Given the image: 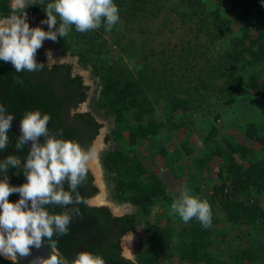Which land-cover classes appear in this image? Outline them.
<instances>
[{
	"label": "trees",
	"instance_id": "trees-1",
	"mask_svg": "<svg viewBox=\"0 0 264 264\" xmlns=\"http://www.w3.org/2000/svg\"><path fill=\"white\" fill-rule=\"evenodd\" d=\"M185 1L195 9L203 6L206 1H211L214 4L212 12L214 22L227 30L231 29L228 15L235 13L241 24L242 32L241 35L233 38L232 48L225 54L230 63L217 67V77L223 78L224 81L221 88L224 104L225 107H233L239 102L241 96L248 91H253L255 96L247 99L256 107L261 105L263 103L261 100L264 99V86L260 84L259 73L264 67V0ZM52 2L54 0H29V7L24 11L34 15L45 11L47 4ZM143 2L146 0H132V3H138L135 7H139ZM14 14H17V10L11 6L10 0H0V18H8ZM250 17L261 23L259 33L254 37L251 31L252 26L248 25ZM57 19L59 22V17ZM46 28L48 30L47 25ZM71 30L75 31V27L72 26ZM72 37L75 38L74 41L71 40ZM93 38L86 35L76 36L74 32H69L63 38L58 37L56 44L62 54L66 55L72 51L73 45L78 43L77 55L80 62L86 67L92 66L95 72L102 75L103 89L98 104L100 108L106 110L107 115L113 116L117 122L121 123V129L114 130V134L118 137L116 139L124 144L120 150L116 148L103 152L102 165L109 179L117 182L116 194L120 200L134 204L137 209L116 216L108 206L81 204L79 207L82 218L73 219L68 235L53 239L58 240L59 251L69 260L73 259L78 252L88 251L102 256L107 264H160L161 252L166 254V257H170L168 250L171 237L169 234H163L162 238L158 237L160 228L149 222L147 217L152 211L153 200L157 195L165 194L164 185L157 178H147L146 171L140 162L129 156V153L137 147L140 139L157 137L166 132V128L148 116L153 107L148 96L140 88L141 85L132 77L123 82L115 76L114 70H109L112 66L109 60L103 59L99 54L96 57L90 45ZM36 61L44 64L42 70L16 73L10 62L0 60V104H3L8 113L19 121L26 111L40 110L42 114H50L51 120L48 127L52 134L59 136L62 130L60 138L76 141L85 149L92 147L103 126L91 112L77 111L79 106L87 101L90 87L84 83L81 75L73 73L71 64L50 65L41 48L37 50ZM17 77L23 80L22 85L16 83ZM244 98L241 99L242 103ZM176 105L175 108L182 106V112L188 110L184 100H180ZM223 114L225 111L216 114L214 121H219ZM239 128L245 138L258 142L264 153V134L262 136L260 134L261 131L264 133V109L251 120H245ZM123 131L129 132L128 140H125ZM217 133L218 130L214 126L207 138L215 141ZM8 136L10 144L4 150H0V160L8 155H16L23 163L28 154L27 147L24 146L23 149L17 150L18 138L11 131L8 132ZM109 139L108 137L106 141ZM40 142L43 143V138ZM249 151L246 144L230 136H227L224 142L215 148V156H226L224 173L227 175H219L221 184L216 186L214 197L216 201H220L223 212L226 213L228 221L233 226L247 225L250 227L249 231L257 232L260 229L264 230V158L256 162L250 161ZM237 156H240L242 162ZM7 176L11 185H22L25 180L22 165L20 168L10 167ZM2 179L4 175L0 174V180ZM64 187L68 190L67 183ZM243 190H247L253 199L258 198V201L247 203L240 199L239 196ZM78 191L88 202L99 193V188L95 185L94 176L90 170L87 181ZM121 193H125L126 196L123 198ZM19 198V194L14 193L9 196V201L16 202ZM71 207L69 206V210ZM48 210L60 213L65 209L59 206H49ZM216 214L212 208V219ZM141 227L145 232H150V246L140 252L137 261H133L123 256L121 239ZM191 234L194 239L195 251L192 255L194 258L191 260L190 255L184 258L190 259L191 264L195 262L205 264L209 260L207 258L211 257L209 253L211 242L208 240L211 233L208 228L196 221ZM48 251L50 253L51 249L48 248ZM211 258L217 261V264H223V261L227 264H264V243L254 248L237 251L229 260L213 254ZM0 264H13V262L0 256ZM17 264H21L20 257H18Z\"/></svg>",
	"mask_w": 264,
	"mask_h": 264
},
{
	"label": "rangeland",
	"instance_id": "rangeland-1",
	"mask_svg": "<svg viewBox=\"0 0 264 264\" xmlns=\"http://www.w3.org/2000/svg\"><path fill=\"white\" fill-rule=\"evenodd\" d=\"M27 3L29 5V0ZM114 3L118 6L120 19L111 31H105L102 25L96 30L85 33L76 30L69 32H74L76 36L94 37L90 45L96 57L99 54L103 59L109 60L112 64L109 70H114L115 76L123 82L132 77L141 85L140 88L148 96L153 107L148 116L164 125L168 137L173 139V143L178 142L179 147L182 148L183 141L180 140L183 139L182 137L195 144L187 147L189 143L187 141L186 146L183 147L184 151L189 149L194 152L197 147L206 146L210 142L208 138L206 142L199 139L204 126L217 128V140L212 141L213 158L212 163L210 162L212 177L216 181L214 190L221 184L219 175H227L224 173L226 156H215V148L223 143L227 136L235 137L242 144H247L250 149L248 156L250 161L256 162L263 159L264 153L261 150V145L252 140L250 143L245 142V138L240 132L239 126L245 121L246 115L238 121H232L230 115H224L219 121H214L216 114L225 107L221 92L224 81L223 78L217 77V67L230 63L225 54L232 48L233 38L241 35L242 32L241 24L235 13L228 15L231 29L227 30L214 22L212 13L214 4L211 1H206L203 6H198L196 9L185 0H146V2L140 3L139 7H135V4L138 3H132V0H114ZM10 4L14 8L13 0H10ZM46 18V11H40L34 15L27 13L29 26H39L44 31L48 30L46 24H41V21ZM5 19L0 18V21ZM249 22L248 25L252 26L251 31L254 37L259 33L260 21L250 17ZM71 40L74 41L75 38L72 37ZM41 49L44 50L50 65L69 63L73 66V73L83 77L84 83L90 86L89 97L77 111L91 112L103 125L92 145L97 151V158L89 166L99 193L90 199L89 204L108 206L116 216L136 210L134 204L120 200L116 194L117 182L109 179L102 165L103 152L116 148L120 150L124 147L121 140L116 139L118 137L114 134V130L121 129V123L117 122L113 116L107 115L106 110L100 108L98 104L103 89L102 75L95 72L92 66L86 67L80 62L77 55L79 52L78 43L74 44L72 51L66 55L62 54L56 42L47 39L43 41ZM149 81L152 83H148ZM178 100L186 101L188 108L186 112L181 111L182 106L175 108ZM262 102L264 103V99ZM260 134L262 136L263 131ZM123 136L125 140H128L129 132L123 131ZM108 137L110 139L106 141ZM152 138L155 140L156 137L140 139L137 147L132 149L129 156L135 158L136 150L140 147L148 148V145L144 144L152 142ZM237 157L240 159V156ZM239 161L242 162V159ZM121 196L124 198L126 194L121 193ZM161 197V195H157L153 200L151 212H156V208L161 202H164ZM239 197L247 203L258 201V198L253 199L247 190H243ZM213 205L212 208L216 212L223 211L220 201L217 200ZM154 212L148 214L147 220L153 224L160 223L161 219ZM217 221L222 222L224 218L220 215ZM217 221L212 226L216 232L224 228V225L222 228L217 227ZM193 227H186L179 235H176L177 240L171 241L169 244L170 257H166V254L161 252L159 255L160 264L169 262L168 260L180 263L186 260L185 263L191 264L190 261L194 258L193 251H195L194 239L191 234ZM249 228L245 225L231 229L232 233L239 234L230 239H227L229 236L227 234H230V231H227L223 235L227 236L226 239L220 240L218 253L225 248L224 255H226L223 257L229 260L237 251L254 248L260 243H264V230L251 232ZM222 234L220 232L217 237L219 238ZM149 235L150 232H145L142 227L135 232L126 234L121 239L123 256L137 261L140 252L150 246ZM158 235V237H163L161 231L158 232ZM208 240L210 241V239ZM188 255L192 256L191 260L184 258ZM207 260L208 262L205 264H212L211 257ZM202 263L195 262L194 264ZM225 263L227 264V262ZM225 263L223 261V264Z\"/></svg>",
	"mask_w": 264,
	"mask_h": 264
},
{
	"label": "clouds",
	"instance_id": "clouds-1",
	"mask_svg": "<svg viewBox=\"0 0 264 264\" xmlns=\"http://www.w3.org/2000/svg\"><path fill=\"white\" fill-rule=\"evenodd\" d=\"M13 4L17 14L0 21V60L10 62L16 73L43 69L44 64L36 61V54L44 40L56 42L58 37L67 36L72 26L81 33L102 25L105 31H111L120 19L114 0H54L47 4V18L41 21L48 27L44 31L39 26H29L24 11L29 6L27 0H13ZM16 83L22 85L23 80L17 77ZM13 118L0 104V150L10 144L8 132ZM50 120V114H42L40 110L26 111L16 142L17 150L30 143L26 159L22 163L19 156L8 155L0 160V174L4 175L0 180V256L17 264L18 257L30 256L31 249H39L46 238L51 252L47 258L35 257L31 264H105L102 256L88 251L78 252L69 260L59 251L58 240L53 239L68 235L73 219L82 218L79 205L87 206L89 202L78 189L87 181L89 166L98 154L94 147L85 149L76 141L60 138L62 130L59 136L52 134L48 127ZM21 165L26 183L11 185L7 172L10 167ZM176 192L171 212L184 223L195 218L203 227H210L212 209L208 201L192 195L183 185ZM14 193L20 198L10 202L9 196ZM49 206L65 210L53 213Z\"/></svg>",
	"mask_w": 264,
	"mask_h": 264
},
{
	"label": "crops",
	"instance_id": "crops-1",
	"mask_svg": "<svg viewBox=\"0 0 264 264\" xmlns=\"http://www.w3.org/2000/svg\"><path fill=\"white\" fill-rule=\"evenodd\" d=\"M262 70L263 71L259 73L260 84L264 86V67ZM253 96H255L254 92L248 91L246 94H244V96L240 97L241 99L245 97L243 103L240 99L239 102H237L233 107L222 108L221 110L225 111L223 116L230 115V117H232V121H238L242 116L245 117L246 115L245 120H251L258 112L264 109V103L261 104L262 106L259 105L256 107L255 104H252V102L247 99L248 97L251 98ZM206 127L208 126H204V129L200 132L199 137V139L202 141L205 140V142L208 137V133L212 129L211 126L208 127V129H206ZM208 130L209 132H207ZM156 138L155 140L152 138V142L144 144L145 146L148 145V148L140 147V149L136 150L135 158L140 162L146 171L147 178H157L164 185L165 194L161 197L164 202H161L158 208H156V212H153L155 214L157 213V217L161 219L160 223L156 222V225L160 227L161 233L165 235L169 234L171 241H175L177 240L175 238L177 237L176 235H179L186 227L194 226L196 221H198L193 218L188 223H184L177 215L171 212L170 206L174 198L178 195L176 189L179 186H186L192 195L201 199H206L210 204L211 209L212 205L216 202L214 197V186L216 185V181L214 180V177H212V171L210 169V162L212 163V139H210V142H208L206 146L197 147L195 151L192 152L189 149L184 151L183 147L186 146L187 141L189 142L187 147L195 145L185 137L180 139L183 141L181 145L182 148L178 146L180 145L178 142L173 143V139H170L166 132L161 133ZM245 142L250 143L251 140L245 138ZM216 213L217 214L215 215V218L211 219V226L207 227L211 233L210 242L212 244L209 247V253L211 257L212 254L216 257H223L224 251L226 249L224 248L223 251L218 253L219 243L221 242L220 240L226 239L227 236L224 237L223 235H225L227 231H230L233 228H240V226H233L232 223L228 221L227 215L223 211L219 210ZM220 215L222 218H224V221L222 222L217 221V218ZM216 221L218 222V224H216L217 227L222 228V225H224V228L218 230V232H216L214 227H212L215 225L214 223H216ZM220 232L223 234L218 238L217 235ZM238 234L239 233L237 232L232 233L230 231V234H227L229 235L227 239H230L231 237H237ZM168 261L169 262L164 264H187L185 263L187 262L186 260H184L182 263L178 261L174 262L173 260ZM216 262L217 261H214V259L212 260V264H217Z\"/></svg>",
	"mask_w": 264,
	"mask_h": 264
},
{
	"label": "water",
	"instance_id": "water-1",
	"mask_svg": "<svg viewBox=\"0 0 264 264\" xmlns=\"http://www.w3.org/2000/svg\"><path fill=\"white\" fill-rule=\"evenodd\" d=\"M10 131L13 134H15V136L17 138L20 136V121L18 119L13 118L12 123H11V129H10ZM25 146L27 147V149L29 151L30 150V147H31L30 143L29 144H26ZM94 181H95V179H94ZM24 183H26V177H25ZM48 254H49V251H48L46 239H44L43 240V243H42V246L39 249H36L35 247H33L31 249V255L30 256H28V257H20L21 264H31V261L35 257L47 258ZM105 264H107V263H105Z\"/></svg>",
	"mask_w": 264,
	"mask_h": 264
},
{
	"label": "flooded vegetation",
	"instance_id": "flooded-vegetation-1",
	"mask_svg": "<svg viewBox=\"0 0 264 264\" xmlns=\"http://www.w3.org/2000/svg\"><path fill=\"white\" fill-rule=\"evenodd\" d=\"M92 199V198H91Z\"/></svg>",
	"mask_w": 264,
	"mask_h": 264
}]
</instances>
